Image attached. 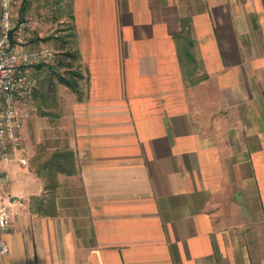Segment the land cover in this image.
Here are the masks:
<instances>
[{
	"label": "crops",
	"instance_id": "obj_1",
	"mask_svg": "<svg viewBox=\"0 0 264 264\" xmlns=\"http://www.w3.org/2000/svg\"><path fill=\"white\" fill-rule=\"evenodd\" d=\"M69 18L80 92L57 78L55 99L21 104L0 264H264V0H73ZM56 149L76 173L43 215L39 157Z\"/></svg>",
	"mask_w": 264,
	"mask_h": 264
},
{
	"label": "built area",
	"instance_id": "obj_2",
	"mask_svg": "<svg viewBox=\"0 0 264 264\" xmlns=\"http://www.w3.org/2000/svg\"><path fill=\"white\" fill-rule=\"evenodd\" d=\"M19 0H0V161L17 160L27 163L20 154L21 104L32 91L31 71L35 64L55 55V49L37 41L30 21L21 18ZM11 213L0 207V231L9 227ZM10 245L0 235V256L8 253Z\"/></svg>",
	"mask_w": 264,
	"mask_h": 264
},
{
	"label": "rangeland",
	"instance_id": "obj_3",
	"mask_svg": "<svg viewBox=\"0 0 264 264\" xmlns=\"http://www.w3.org/2000/svg\"><path fill=\"white\" fill-rule=\"evenodd\" d=\"M19 2L20 17L31 22L37 41L42 40L47 45L52 46L55 49L54 56L48 58L46 61H40L34 65L30 74L33 85L32 91L25 103L33 101L40 102L41 104V101H43L45 98L47 99L48 103V99H55L57 95L56 87L58 82H55V79H57L58 76L57 72H63V70H61L58 66L60 59L65 57L64 54H62V51H75L74 46L72 45L73 31L71 28V21L68 14L65 12V1L63 0H30L26 5L25 10L23 8L24 0H19ZM62 39L67 41V45L64 50H60L58 48V43L62 41ZM65 59L76 64V66L79 65L78 60H75L73 57H68ZM48 88L51 89L52 92L49 90L47 93L46 89ZM260 93L264 98V89H260ZM38 109H40V112L37 111L38 114L43 117L47 116L48 113H45L44 110H41V106H39ZM55 122H59V117H57ZM56 150L51 151V153ZM49 154V152L46 153V157ZM262 231H264L263 228ZM253 235L254 233L252 231V233H250V239ZM251 244V246L254 245V243ZM252 252L254 253L255 258H264V250L259 251V253H257L255 250Z\"/></svg>",
	"mask_w": 264,
	"mask_h": 264
},
{
	"label": "trees",
	"instance_id": "obj_4",
	"mask_svg": "<svg viewBox=\"0 0 264 264\" xmlns=\"http://www.w3.org/2000/svg\"><path fill=\"white\" fill-rule=\"evenodd\" d=\"M30 0H24V10L26 8L27 3ZM65 1L64 9L66 10V14L71 16V7L73 0H63ZM71 28L73 31V25L71 24ZM74 32L72 34V37ZM176 39H183L184 44L182 49L180 48V55H184L187 60H190L194 64V69L197 67V60L192 51L193 39L191 36V32L188 26V20H183V30L176 36ZM67 41L62 39L58 43V48L60 50H64L66 48ZM65 57L60 59L58 62V66L65 68L64 73H59L57 78L58 81L67 87H69L72 91L79 93L80 92V80L82 78V72L79 68V65L72 63L71 61H67L65 58L73 57L75 60H79V55L77 51H62ZM183 60V59H182ZM194 70V71H195ZM192 82H198L206 77V75L195 76V73L192 75ZM40 158V165L37 169L39 175H41L45 179V189L46 193L40 196H36L33 199L32 207L36 212L43 215H56L58 212L57 201H56V192L59 186L58 182V173L63 172L65 174H74L76 173V165L75 158L72 151L69 149H60L50 153L45 158Z\"/></svg>",
	"mask_w": 264,
	"mask_h": 264
}]
</instances>
